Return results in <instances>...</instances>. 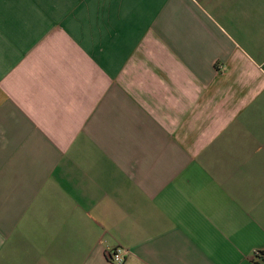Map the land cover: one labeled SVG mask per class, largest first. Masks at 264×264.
<instances>
[{"label": "crops", "instance_id": "0c3cea01", "mask_svg": "<svg viewBox=\"0 0 264 264\" xmlns=\"http://www.w3.org/2000/svg\"><path fill=\"white\" fill-rule=\"evenodd\" d=\"M264 264V0H0V264Z\"/></svg>", "mask_w": 264, "mask_h": 264}, {"label": "built area", "instance_id": "2783aa9c", "mask_svg": "<svg viewBox=\"0 0 264 264\" xmlns=\"http://www.w3.org/2000/svg\"><path fill=\"white\" fill-rule=\"evenodd\" d=\"M127 250L123 248H115L106 252V260L111 264H124L126 260Z\"/></svg>", "mask_w": 264, "mask_h": 264}]
</instances>
